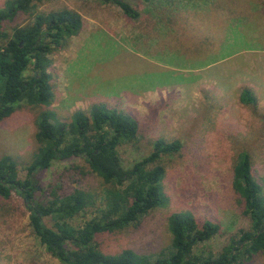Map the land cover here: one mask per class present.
<instances>
[{
	"label": "rangeland",
	"instance_id": "374dc122",
	"mask_svg": "<svg viewBox=\"0 0 264 264\" xmlns=\"http://www.w3.org/2000/svg\"><path fill=\"white\" fill-rule=\"evenodd\" d=\"M6 1L0 0V8ZM122 1L135 18L103 0H51L4 23L10 34L35 14L67 8L82 18L78 32L51 46L49 106L22 103L0 121V158L14 159L19 179L33 181L39 202L48 203L53 193L90 195L91 204L68 220L82 227L103 209L108 186L75 157L28 174L39 148L37 121L48 113L52 122L68 124L74 112L87 114L94 104L117 109L138 123L137 137L113 153L123 169L149 156L159 138L180 147L151 165L164 168L165 204L128 228L98 235L97 248L106 254L129 249L152 261L167 257L169 216L188 211L199 225H219V234L193 250L216 257L251 227L232 188L242 152L264 195V0ZM243 90L252 93L255 106L240 100ZM44 222L55 229L58 219ZM0 264H61L39 244L16 195L0 197ZM245 264H264V252Z\"/></svg>",
	"mask_w": 264,
	"mask_h": 264
},
{
	"label": "trees",
	"instance_id": "16d2710c",
	"mask_svg": "<svg viewBox=\"0 0 264 264\" xmlns=\"http://www.w3.org/2000/svg\"><path fill=\"white\" fill-rule=\"evenodd\" d=\"M44 1L51 0H7L0 8V121L22 103L49 106L53 96L48 71L51 46L71 37L82 26L81 16L64 8L35 14L31 23L13 28L10 34L3 30L4 23L30 13L37 2ZM103 1L117 5L127 17H136V11L122 0ZM240 100L255 106L256 100L248 90L242 91ZM50 117L43 113L37 121L39 148L27 167L28 174L46 170L54 161L81 158L108 186L103 209L82 227L71 226L68 220L91 204V196L77 190L70 197L53 193L48 203L39 202L34 197L37 189L33 181L19 179L16 162L9 155L0 158V197L16 195L23 200L33 234L61 264H245L264 252V195L253 176L250 157L242 152L234 168L232 188L251 227L240 230L216 257L193 250L219 234V225L209 221L199 225L188 211L169 216L172 243L167 257L152 261L129 249L104 253L97 248L98 235L128 228L165 204L164 168L151 165L162 154L177 151L180 144L159 138L149 156L123 169L113 153L123 141L137 137L138 123L133 117L101 104L92 105L87 114L74 112L68 124L54 123ZM46 217L58 219L55 229L45 224Z\"/></svg>",
	"mask_w": 264,
	"mask_h": 264
}]
</instances>
